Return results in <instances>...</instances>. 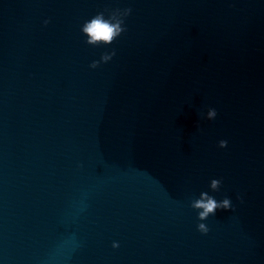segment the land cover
I'll list each match as a JSON object with an SVG mask.
<instances>
[{"label":"water","instance_id":"obj_1","mask_svg":"<svg viewBox=\"0 0 264 264\" xmlns=\"http://www.w3.org/2000/svg\"><path fill=\"white\" fill-rule=\"evenodd\" d=\"M0 264H264V0H0Z\"/></svg>","mask_w":264,"mask_h":264},{"label":"clouds","instance_id":"obj_2","mask_svg":"<svg viewBox=\"0 0 264 264\" xmlns=\"http://www.w3.org/2000/svg\"><path fill=\"white\" fill-rule=\"evenodd\" d=\"M132 8H116L105 9L104 11L98 12L90 20H86L81 26L82 33L87 36L86 43L93 46H98L101 44L110 45L112 44L122 33L127 31L126 18L131 15ZM108 13L106 16L105 13ZM45 25L50 23V20L44 21ZM116 55L115 49L111 53H105L102 55L101 60L93 61L90 65L91 68L95 69L100 66L101 62L107 63L112 60ZM218 113L215 108H210L207 112L206 118L208 120H214ZM219 147L227 148L228 141L221 140L219 142ZM83 167V165H81ZM222 185L221 179H213L211 181L210 187L213 191H219ZM243 200V197H238ZM191 207L198 210V220L206 221L210 216H214L217 210H228L233 207L230 198H224L222 201H217L213 196L209 195L208 192H203L199 199L193 200L191 202ZM198 231L202 234H207L210 229L207 223H198ZM113 247L118 248L119 243L114 242Z\"/></svg>","mask_w":264,"mask_h":264}]
</instances>
